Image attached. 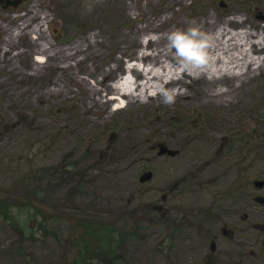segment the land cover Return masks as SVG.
<instances>
[{
	"label": "rangeland",
	"instance_id": "1",
	"mask_svg": "<svg viewBox=\"0 0 264 264\" xmlns=\"http://www.w3.org/2000/svg\"><path fill=\"white\" fill-rule=\"evenodd\" d=\"M169 1L0 0V197H27L19 187L42 178L47 189L39 196L61 216L33 236L0 214V264H76L78 248L66 240L77 236L63 209L114 223L122 232L114 234L118 264H264V229L254 227L264 225V205L254 199L264 194V185H255L264 181V69L230 105L205 98L209 82L186 72L167 86L184 89L172 103L159 94L117 111L110 112L118 105L111 103L84 113L82 82L70 78L64 63L31 51L34 33L10 42L36 3L39 17L29 29L47 16L42 29L56 48L94 33L104 41L84 63L98 64L99 79L100 68H114L112 84L148 44L142 38L151 32L125 37L146 16L177 12L184 23L172 22L174 29L208 14L217 28L229 17L231 30L264 25V0H185L171 9ZM79 78L96 82L84 69ZM161 145L172 153H160ZM149 170L153 177L141 182Z\"/></svg>",
	"mask_w": 264,
	"mask_h": 264
},
{
	"label": "bare ground",
	"instance_id": "2",
	"mask_svg": "<svg viewBox=\"0 0 264 264\" xmlns=\"http://www.w3.org/2000/svg\"><path fill=\"white\" fill-rule=\"evenodd\" d=\"M85 3H95L97 0H82ZM185 0H170L168 8L171 9L172 5L176 2L184 3ZM138 0H135V6H137ZM30 15L24 18L18 25V31L13 34V39L10 40L14 43L15 40L21 39L25 35L34 33L36 36L32 37L34 48L31 49L33 52H39L48 54L49 57L55 60V65L59 67L60 63H64V70L71 71L70 78L76 82H82L83 90L86 92L84 95L83 112L94 110L97 111L99 107L108 108L109 105L118 104L114 110H119L130 106L131 104L138 102H147L150 97H157L159 93L154 96H149L147 100H141L138 94L133 92H122L121 89L116 86L117 82L121 79L123 72L117 78L114 77V83H108L107 79L110 78L114 71V68L99 69L102 79L97 78L98 64L94 63V67H90L84 62L89 57V52L92 54H98L95 50L98 46L103 44V40L98 39L96 33L90 35L82 42L73 41L66 46L56 48L46 37L45 31L42 29L44 21L47 16H41V21L37 22L35 26L29 29L32 25V21L39 17V9L36 3L30 6ZM141 25H137L133 30L125 33L126 39H133L135 35L145 32L159 33L164 31L163 34L158 35L157 39H149L148 44L144 45L143 48L151 49L150 54L139 56L136 59H142L145 64L152 62L154 65H161L164 60H172L171 51L167 49L165 43L167 42V34L174 30L171 27V23L175 22L177 26H182L183 21L178 18V13L173 12L170 16H146L143 19ZM232 17L225 19L222 26L219 28L215 27L216 17L208 14L204 19L200 21H193L187 23L191 25L196 23L201 26L202 30L208 34H211L215 38L214 46L209 51L216 56V72L211 75L209 71H201L199 75L193 76L194 78L202 77L205 81L209 82L202 89L205 98L212 102L217 101L218 103L230 105L234 103V96L244 87L245 84L252 81L255 77L256 71L264 69V25L260 27L258 31H254L249 26H244L241 29L231 30ZM244 22V20H243ZM242 22V23H243ZM42 39L43 42L38 40ZM154 46V48H153ZM79 54H86L84 58L77 59ZM71 60H76L75 64L71 63ZM43 60L35 59L34 64H41ZM84 67V68H82ZM78 69V71H75ZM81 69H84L92 77H96L95 83H90L86 78H79ZM139 81L140 76L146 79L143 71L131 70ZM187 72V71H186ZM184 72L183 74H185ZM219 73V74H217ZM189 74V73H188ZM190 75V74H189ZM155 79V77H153ZM141 80V79H140ZM229 80V81H228ZM232 80H237L239 83L234 84ZM181 81V79H173L167 82L166 87L173 82ZM225 83L226 88L218 87L214 85L215 82ZM60 88L57 93L62 92ZM139 91V85L137 86L136 92ZM105 92L111 96L107 97ZM184 95L182 92H178L176 96ZM126 102V104H124Z\"/></svg>",
	"mask_w": 264,
	"mask_h": 264
},
{
	"label": "clouds",
	"instance_id": "3",
	"mask_svg": "<svg viewBox=\"0 0 264 264\" xmlns=\"http://www.w3.org/2000/svg\"><path fill=\"white\" fill-rule=\"evenodd\" d=\"M157 33L143 37L146 44L148 39H157ZM213 35L204 32L200 25L193 23L187 28L177 27L167 34V49L171 51L172 60H164L161 65L145 62L142 59H132L125 64L127 71L117 82L122 92L138 94L141 100L159 93L165 103H172L178 92L184 91L180 85L166 87L168 81L181 79L184 72L197 76L201 71L216 72V56L209 49L214 46ZM151 49L142 48L138 55L150 54ZM127 60V58H126ZM143 71L146 79L137 81L131 69ZM219 74V73H217ZM155 77V79H153ZM139 85V91L136 92Z\"/></svg>",
	"mask_w": 264,
	"mask_h": 264
},
{
	"label": "trees",
	"instance_id": "4",
	"mask_svg": "<svg viewBox=\"0 0 264 264\" xmlns=\"http://www.w3.org/2000/svg\"><path fill=\"white\" fill-rule=\"evenodd\" d=\"M45 171V170H44ZM47 172V171H46ZM44 174H47V173ZM36 183L30 185H21L19 188L24 190L27 197L16 196L14 198L0 197V214L6 220H11V224L17 227L21 235L25 231H30L33 236L38 231L49 230V225L54 219H61V216L51 212L49 206L44 205L39 193L45 191V185L40 184V179L36 177ZM238 190V189H237ZM27 215L28 220L21 222L14 210ZM64 218L72 223V234L76 233V239L70 236L66 242L67 247L78 248L76 264H118L122 260V255L116 254L115 244L120 242L114 234L119 231L114 223L100 222L91 218L72 216L71 213L63 209ZM117 230L114 232V227ZM50 231V230H49ZM79 233V235H77ZM47 234V233H46ZM49 234V232H48ZM64 252L68 253L67 250ZM65 254V253H64Z\"/></svg>",
	"mask_w": 264,
	"mask_h": 264
},
{
	"label": "water",
	"instance_id": "5",
	"mask_svg": "<svg viewBox=\"0 0 264 264\" xmlns=\"http://www.w3.org/2000/svg\"><path fill=\"white\" fill-rule=\"evenodd\" d=\"M20 3H21V0H16L13 4H14V6H18ZM164 152L172 153V151H170L168 148H166L165 146L161 145L160 146V153H164ZM152 177H153V172L149 170V171L144 172L141 175L140 181L141 182H145V181L150 180ZM255 185L261 187L262 185H264V181L263 180L256 181ZM255 201L261 203L262 205H264V195H261V194L257 195L255 197ZM258 227L260 229H264V225H262V224L259 225ZM263 245H264V242H263Z\"/></svg>",
	"mask_w": 264,
	"mask_h": 264
},
{
	"label": "flooded vegetation",
	"instance_id": "6",
	"mask_svg": "<svg viewBox=\"0 0 264 264\" xmlns=\"http://www.w3.org/2000/svg\"><path fill=\"white\" fill-rule=\"evenodd\" d=\"M16 0H6V2H7V5H12V6H14V2H15ZM22 1V0H21ZM262 195H264V194H262ZM177 221H178V219H177ZM259 225H257V226H254V227H258ZM223 232L224 233H226V231L223 229ZM263 242H264V240H263ZM211 250L213 251V252H215V250H216V245H215V243H212L211 244Z\"/></svg>",
	"mask_w": 264,
	"mask_h": 264
}]
</instances>
